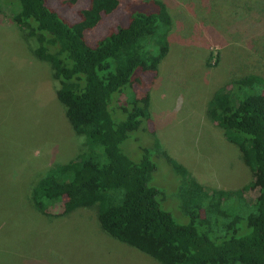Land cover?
<instances>
[{"label": "rangeland", "instance_id": "obj_1", "mask_svg": "<svg viewBox=\"0 0 264 264\" xmlns=\"http://www.w3.org/2000/svg\"><path fill=\"white\" fill-rule=\"evenodd\" d=\"M155 1L119 0L113 13L85 31L86 43L93 47L125 26L128 15L157 14ZM157 1L164 3L172 19L169 51L155 73L135 71L133 78L140 77L142 82L134 85L133 92L148 94L149 119L142 120L120 149L133 162L146 154L155 164L148 185L160 191V208L184 225L189 216L181 195L190 199L201 194L187 192L188 186L182 189L181 175L163 153L184 168L187 165V173L200 182L206 195L238 190L252 182L238 147L225 144L223 130L209 120L206 111L218 89L248 75L264 79V1ZM47 4L72 24L79 21V11L87 8L89 0L74 6L67 0H47ZM35 47L34 38L0 11V264H159L103 231L96 206L65 216L57 210L54 217L34 208L35 183L50 168L86 151L84 137L74 132L57 100L59 83L50 65L34 56ZM109 110L115 122L125 120L119 106L110 105ZM96 160L101 165L105 162L102 154ZM240 168L241 177L234 173ZM244 195L251 202L256 188ZM218 209L223 211L226 205L222 202ZM212 213L218 228L228 223ZM197 227L199 233L207 232ZM249 233L245 223L237 225V236ZM207 235L211 240L219 237Z\"/></svg>", "mask_w": 264, "mask_h": 264}, {"label": "trees", "instance_id": "obj_2", "mask_svg": "<svg viewBox=\"0 0 264 264\" xmlns=\"http://www.w3.org/2000/svg\"><path fill=\"white\" fill-rule=\"evenodd\" d=\"M155 3L157 14L128 15L125 26L92 47L85 41V31L113 13L119 0H89L87 8L79 11V21L72 24L47 0H0V11L34 38V56L50 65L59 83L57 100L74 132L85 139L86 151L50 168L35 183L32 204L40 214L52 217L57 210L65 216L96 206L103 231L159 264H264V79L248 75L218 89L206 111L225 139L238 147L252 182L238 190L206 195L182 165L163 153L181 175L182 189L188 186L187 192L201 194L190 199L181 195L187 224L175 222L160 208V191L148 185L156 168L148 156L136 163L120 149L142 120L149 119V96L133 92L134 85L142 82L133 75L136 70L155 73L169 51L172 19L164 3ZM110 105L119 106L125 120L115 122ZM101 154L102 165L96 160ZM251 188H256V196L250 202L244 193ZM222 202L226 209L220 211ZM212 211L228 223L218 228ZM241 223L250 229L248 235L237 236ZM198 225L207 232L199 233ZM208 233L219 237L211 240Z\"/></svg>", "mask_w": 264, "mask_h": 264}, {"label": "crops", "instance_id": "obj_3", "mask_svg": "<svg viewBox=\"0 0 264 264\" xmlns=\"http://www.w3.org/2000/svg\"><path fill=\"white\" fill-rule=\"evenodd\" d=\"M216 126V125H215ZM217 127V126H216ZM219 128V127H218ZM225 144H232V146H234V144L233 143H230L229 141H225ZM235 148V147H234ZM226 151L228 152V153H231V149H230V147H227L226 148ZM234 154L236 155V153H235V151H234ZM232 157V156H231ZM243 161V160H242ZM185 166V168H188V166L187 165H184ZM189 169V168H188ZM237 169H238V167H237ZM241 169V168H240ZM188 171V170H187ZM229 171V170H228ZM233 173V172H232ZM234 173H239V177H241L242 176V169H241V171L239 170V172H238V170H234ZM235 176H236V178H238V175L237 174H235ZM195 180H196V178L195 177H193ZM210 179H205V180H203V182L204 181H206V183H208V182H210L209 181ZM196 182L198 183V184H200V182H198L197 180H196ZM201 185V184H200Z\"/></svg>", "mask_w": 264, "mask_h": 264}]
</instances>
